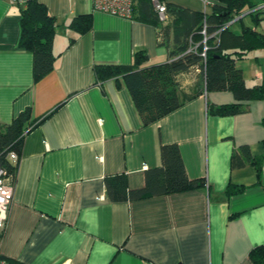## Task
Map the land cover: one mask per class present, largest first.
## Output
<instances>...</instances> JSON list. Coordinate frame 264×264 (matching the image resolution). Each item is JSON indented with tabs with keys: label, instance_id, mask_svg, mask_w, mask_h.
<instances>
[{
	"label": "crops",
	"instance_id": "1",
	"mask_svg": "<svg viewBox=\"0 0 264 264\" xmlns=\"http://www.w3.org/2000/svg\"><path fill=\"white\" fill-rule=\"evenodd\" d=\"M38 1L55 18L57 58L35 81L34 55L19 44L26 5L0 0V122L27 107L38 119L16 161L0 256L15 264H254L251 250L264 246V99L219 115L211 107L235 102L233 92L204 87L145 125L124 77L97 81L95 66L132 64L140 52L141 67L168 61L157 27L95 10L94 0ZM164 1L203 13L221 3ZM86 14L92 28L79 34L70 23ZM198 76L182 74V86ZM170 143L202 188L110 200L107 176L124 173L130 188L145 186ZM245 145L255 163L233 167Z\"/></svg>",
	"mask_w": 264,
	"mask_h": 264
},
{
	"label": "trees",
	"instance_id": "2",
	"mask_svg": "<svg viewBox=\"0 0 264 264\" xmlns=\"http://www.w3.org/2000/svg\"><path fill=\"white\" fill-rule=\"evenodd\" d=\"M220 1L208 13L165 2L167 19L162 20L150 0H138L134 18L157 27V44L167 48L169 60L141 67L147 56L140 52L132 64L96 65V80L123 76L145 125L180 107L204 87L210 91L230 90L236 98L235 102L212 106L214 113L244 112L248 108L245 101L264 99V76L261 83L248 85L237 59L245 57L251 49L264 47V35L256 28L245 26L242 20L246 14L259 20L264 15V0ZM92 21V14L80 15L70 26L84 34L92 28ZM236 21L240 22L238 31L232 28ZM55 32V18L47 6L38 0L28 2L22 11L19 44L34 55L35 81L54 68L57 58L53 50ZM195 70L199 72L198 81L185 89L181 75ZM37 121L32 117V109L27 107L11 123L3 125L0 122V168L12 175L13 180L17 166L9 154L12 151L21 154L24 137ZM161 158V166L146 170L143 187L130 188L124 173L107 176L105 183L110 200H134L200 189L205 185L204 180L189 177L178 144H162ZM246 163H255V159L245 145L233 153L232 166L241 167ZM250 256L254 264H264V246L255 247Z\"/></svg>",
	"mask_w": 264,
	"mask_h": 264
},
{
	"label": "built area",
	"instance_id": "3",
	"mask_svg": "<svg viewBox=\"0 0 264 264\" xmlns=\"http://www.w3.org/2000/svg\"><path fill=\"white\" fill-rule=\"evenodd\" d=\"M10 3L26 5L31 0H8ZM138 0H94V8L110 14L126 18H134V8ZM162 20L167 19L166 3L164 0H150ZM205 33V30H203ZM206 34V33H205ZM206 42V36L204 38ZM207 49V45H205ZM205 54V53H203ZM10 159L16 162L18 154L14 151L9 154ZM14 198V180L4 168H0V244L7 225L9 207ZM0 264H12L0 256Z\"/></svg>",
	"mask_w": 264,
	"mask_h": 264
},
{
	"label": "rangeland",
	"instance_id": "4",
	"mask_svg": "<svg viewBox=\"0 0 264 264\" xmlns=\"http://www.w3.org/2000/svg\"><path fill=\"white\" fill-rule=\"evenodd\" d=\"M242 23L245 26L256 28L258 32L264 35V15H261L260 19L256 20L252 14H246ZM232 28L238 31L240 30V24L237 23ZM237 65L242 69L248 85L261 83L262 80H257L256 73L261 72L264 76V47L249 50L245 57L237 59Z\"/></svg>",
	"mask_w": 264,
	"mask_h": 264
}]
</instances>
